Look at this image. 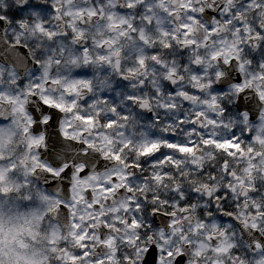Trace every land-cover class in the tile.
Listing matches in <instances>:
<instances>
[{"label":"snow or ice","instance_id":"snow-or-ice-1","mask_svg":"<svg viewBox=\"0 0 264 264\" xmlns=\"http://www.w3.org/2000/svg\"><path fill=\"white\" fill-rule=\"evenodd\" d=\"M0 264H264V0H0Z\"/></svg>","mask_w":264,"mask_h":264}]
</instances>
